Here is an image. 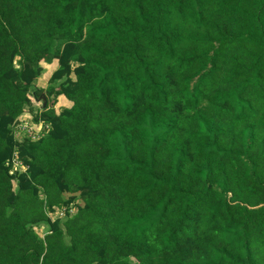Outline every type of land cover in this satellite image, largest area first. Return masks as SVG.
I'll return each instance as SVG.
<instances>
[{
    "label": "trees",
    "instance_id": "16d2710c",
    "mask_svg": "<svg viewBox=\"0 0 264 264\" xmlns=\"http://www.w3.org/2000/svg\"><path fill=\"white\" fill-rule=\"evenodd\" d=\"M0 264H264V0H0Z\"/></svg>",
    "mask_w": 264,
    "mask_h": 264
},
{
    "label": "built area",
    "instance_id": "2783aa9c",
    "mask_svg": "<svg viewBox=\"0 0 264 264\" xmlns=\"http://www.w3.org/2000/svg\"><path fill=\"white\" fill-rule=\"evenodd\" d=\"M24 123L19 125L16 128L15 131V137L16 139L19 137L24 138V137H28L30 140L32 141H37L42 137V133L40 131L39 128L35 127L34 124L32 123L31 119L26 117L23 119ZM50 127V126H49ZM49 127H47L46 129L49 130ZM18 140V139H17ZM22 140V139H21ZM18 140V141H21ZM13 162V168L11 169L12 172L18 171L21 169V171H26V169H24V167H20V163H18L16 161V158L12 161ZM73 214L76 213V210L72 211ZM65 215V210L62 208H56L54 209L53 212L49 213V217L52 220H58V219H63ZM37 230V229H36Z\"/></svg>",
    "mask_w": 264,
    "mask_h": 264
},
{
    "label": "crops",
    "instance_id": "0c3cea01",
    "mask_svg": "<svg viewBox=\"0 0 264 264\" xmlns=\"http://www.w3.org/2000/svg\"><path fill=\"white\" fill-rule=\"evenodd\" d=\"M45 67V69H47L46 72H44V74L42 75V77L38 80V86L46 89L48 87V82H46V84L44 83L45 79L47 78V76H49V79L51 78L52 74L56 71V69L58 68V62L55 61L53 64L51 65H47L44 63L43 65ZM52 67V68H50ZM72 106V103L70 101H68L65 97H60L59 98V104L58 107H65V108H70Z\"/></svg>",
    "mask_w": 264,
    "mask_h": 264
},
{
    "label": "rangeland",
    "instance_id": "374dc122",
    "mask_svg": "<svg viewBox=\"0 0 264 264\" xmlns=\"http://www.w3.org/2000/svg\"><path fill=\"white\" fill-rule=\"evenodd\" d=\"M43 65H44V63H43ZM43 68H44V72H46L47 69H45L44 66H43ZM50 68H52V67H50ZM41 77H42V76H41ZM48 81H49V76H47V78L45 79L44 83L46 84V82H48ZM38 103L41 104V102H39V101H38ZM56 108H57V110L60 111V110H61L62 108H64V107H58V106H57ZM17 139H18V140H21V139H23V138H21V137L19 138V137H18ZM38 233L40 234V236H42V237L44 236V234H43V230H42V229H39V230H38Z\"/></svg>",
    "mask_w": 264,
    "mask_h": 264
},
{
    "label": "water",
    "instance_id": "95a60500",
    "mask_svg": "<svg viewBox=\"0 0 264 264\" xmlns=\"http://www.w3.org/2000/svg\"><path fill=\"white\" fill-rule=\"evenodd\" d=\"M39 100L42 101L43 108H46V106H47V99H46V97L42 96Z\"/></svg>",
    "mask_w": 264,
    "mask_h": 264
},
{
    "label": "clouds",
    "instance_id": "9594fccd",
    "mask_svg": "<svg viewBox=\"0 0 264 264\" xmlns=\"http://www.w3.org/2000/svg\"><path fill=\"white\" fill-rule=\"evenodd\" d=\"M17 140V139H16ZM18 141V140H17Z\"/></svg>",
    "mask_w": 264,
    "mask_h": 264
}]
</instances>
